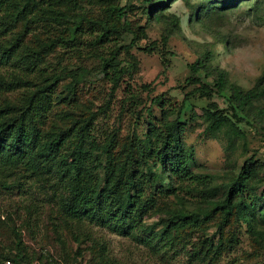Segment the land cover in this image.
<instances>
[{
  "label": "trees",
  "instance_id": "1",
  "mask_svg": "<svg viewBox=\"0 0 264 264\" xmlns=\"http://www.w3.org/2000/svg\"><path fill=\"white\" fill-rule=\"evenodd\" d=\"M84 1L98 6L102 18L93 20L75 14L74 23L64 21L69 11L82 10L80 4ZM169 1L143 0L149 6L142 12L146 21L163 18ZM241 1L245 0H228V3L224 0H197L192 15L197 21L212 20ZM118 2L0 0V34H5L10 26L21 24V31L15 39L0 41V63H22L27 71L36 70L38 74V81L29 77L16 76L14 81L0 77V90H23L13 100L5 98L0 105V186L9 188L11 184L6 178L22 170L25 177L41 186L45 184L53 191L52 198H56L59 214L65 223L94 220L133 237H137L141 230L144 236L140 239L147 240L148 245L152 244L149 241L155 240L163 242V246L170 245L175 239L200 231L201 239L189 253L193 261L217 264L222 254L232 250L237 243L236 235L227 231L232 223L245 225L258 250L255 252L264 254V188L258 193L264 184L261 162L247 159L237 173H230L225 181L218 183H212L210 175L194 174L189 166L194 163L193 151L182 139L183 124L177 119L166 120L171 114L168 109L161 110L162 123L158 127L147 120L142 123L147 127L137 123V128L124 140L118 139L115 130L103 143H98L93 134V117L68 108L77 98L75 87L78 82L74 73H71L74 80L64 86L65 93L57 97L67 108L53 113L55 88L62 74L54 71L47 74L43 68H46L45 57L50 52L55 51L60 43L65 46L71 42L62 33L69 31L78 41L79 36L82 37L84 22H88L89 30L94 26L98 28L89 45L95 48L94 51L108 48V57L100 55V69L103 77L112 83V91L128 72L119 55L122 50L128 53V49L146 33L140 26L131 27L129 11L119 8ZM51 22L59 26L66 24L61 34L57 27L50 25ZM36 24H40L46 37L42 40L32 36L37 44L28 45L24 39ZM52 29L53 33L48 35ZM126 35H130L131 40L125 45L122 43ZM111 42L114 45L109 49L107 44ZM75 50L79 52V49ZM210 60L211 52L207 51L197 57L189 69L193 74H202L205 80L210 79L211 87L197 78H188L186 82H198L200 86L196 90L202 96L217 95L225 99V108L220 109L211 102L202 109L200 117L206 125L205 136L223 141L225 149L233 152L244 141L239 122L264 132V74L256 79L253 87L244 90L229 83L227 73L213 67ZM128 62L132 69L137 68L135 59L131 57ZM160 101L158 97L152 100L155 104ZM149 111L147 108L146 112ZM185 190L196 193V201L180 195L179 191ZM170 197L173 198L171 204ZM152 207L165 216L160 222V231L149 225L143 228L144 215ZM213 224L215 230L211 235H204ZM58 232L55 231L58 240L64 245L65 241ZM96 247L98 261L93 264H114L106 256L102 244L96 243ZM41 259L29 258L21 249L15 253H0V264L4 260L15 264H43Z\"/></svg>",
  "mask_w": 264,
  "mask_h": 264
},
{
  "label": "rangeland",
  "instance_id": "2",
  "mask_svg": "<svg viewBox=\"0 0 264 264\" xmlns=\"http://www.w3.org/2000/svg\"><path fill=\"white\" fill-rule=\"evenodd\" d=\"M196 1L170 0L163 11V18L148 22L142 12L149 6L143 0H119V8L129 11L131 27L140 26L146 36H140L128 53L121 51L119 59L128 72L124 73L113 91L112 83L103 77L100 69V55L108 57V48L94 51L95 48L89 45L98 28L94 26L89 30L88 22H84L82 37L80 35L78 41L69 31L62 33L71 42L65 46L60 43L55 51L50 52L45 57L46 68H43L47 74L53 71L62 74L55 88L53 113L67 108L57 97L65 93L64 86L74 80L71 74L74 73L78 82L75 87L77 98L68 108L93 117L96 142L103 143L115 130L118 139L124 140L137 128V123L144 124L147 120L158 127L162 123L161 110L168 109L171 114L166 120L177 119L183 124L182 139L193 151L194 163L189 166L194 174L210 175L212 183L222 182L230 173H237L244 161L252 158L263 164L261 173L264 178V132L239 122L244 141L229 152L223 141L205 136L206 125L200 117L202 109L211 102L220 109L225 108V99L217 95L202 96L196 90L200 86L198 82H186L188 78H197L201 83L212 86L210 79L205 80L202 74H193L189 69L197 57L210 51L211 65L225 71L229 83L244 90L253 87L256 79L264 74V0L241 1L218 17L202 21L195 20L192 15ZM224 2L228 3V0ZM80 5L83 9L69 11L64 21L74 23L75 14L86 15L93 20L102 18L98 6L89 5L86 1ZM50 25L57 27L60 33L66 24L59 26L51 22ZM34 26L24 39L28 45L37 44L32 36L42 40L46 37L40 24ZM20 31L21 24L10 26L5 34H0V41L9 42ZM51 33L53 29L48 35ZM130 40L131 36L126 35L122 44L126 45ZM113 45L111 42L107 47L112 49ZM72 47L74 49H70ZM148 48L151 50L146 51ZM131 57L136 60V69L130 67L128 61ZM37 75L36 70L27 71L22 63H0V77L6 80L14 81L18 76L36 81ZM22 91L1 88L0 105L5 98L13 100ZM155 97L161 99L160 104L152 102ZM147 108L149 112H146ZM6 181L11 184L9 188L0 186V253H15L21 249L29 258L42 257L40 261L43 264H93L98 261L96 243H99L114 264H206L189 258V253L201 239L200 231L175 239L170 245L163 246V242L157 240L149 241L152 244L148 245L147 240L140 239L144 236L141 230L137 237H133L94 220L85 219L80 224L65 223L59 214L56 198H52L53 191L45 184L41 186L25 177L22 170L8 176ZM184 184L187 185L188 181ZM263 188L264 184L258 193ZM179 192L193 201L197 199L196 193ZM168 199L171 204L173 198ZM164 217L152 207L144 215L143 228L149 225L160 231ZM213 226L204 235H211L215 230ZM55 231H59L64 245L59 242ZM227 231L236 235L237 243L232 250L222 254L217 264H264V254L255 252L258 250L245 225L232 223Z\"/></svg>",
  "mask_w": 264,
  "mask_h": 264
},
{
  "label": "built area",
  "instance_id": "3",
  "mask_svg": "<svg viewBox=\"0 0 264 264\" xmlns=\"http://www.w3.org/2000/svg\"><path fill=\"white\" fill-rule=\"evenodd\" d=\"M2 264H15L14 262H12L11 260H4L2 262ZM32 264H38V263H32Z\"/></svg>",
  "mask_w": 264,
  "mask_h": 264
}]
</instances>
